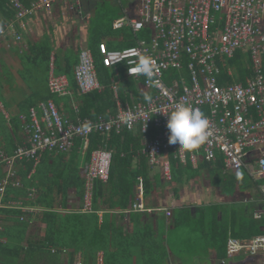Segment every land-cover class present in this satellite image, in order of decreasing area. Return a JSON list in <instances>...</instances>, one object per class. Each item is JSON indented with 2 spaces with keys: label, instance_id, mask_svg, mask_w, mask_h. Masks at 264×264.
Listing matches in <instances>:
<instances>
[{
  "label": "built area",
  "instance_id": "2783aa9c",
  "mask_svg": "<svg viewBox=\"0 0 264 264\" xmlns=\"http://www.w3.org/2000/svg\"><path fill=\"white\" fill-rule=\"evenodd\" d=\"M9 1L15 10L19 27L23 28L25 17L41 9L50 13L54 0H31L29 6L20 0ZM74 1L80 6L81 0ZM133 1L137 6L135 13L114 19L112 29L128 26L137 33L149 28L150 40L139 39L136 45L122 49H109L102 41L98 43L97 52L103 66H123L125 76L142 79V85L152 93L151 101L117 102L114 114L96 119L77 118L75 123L62 116L50 99L39 102L27 115L20 114L26 134L25 143L17 146L9 156L0 150V164L4 165V177L0 180V207L6 187L9 184L20 185L16 179L15 165L30 160L34 170L40 153H67L76 138L82 139L85 147L92 133L108 137L110 132L119 134L124 129L139 130L145 139L140 152L147 164H162L164 177L170 179V162L161 161L163 153H172L181 162L186 156L178 145H169L167 140L169 132L165 112L177 102L198 108L208 120V138L190 152L191 163H198V151H201L202 159L210 163L216 162L217 153H220L225 171L245 169L257 182L264 203V0ZM13 23H0V40L7 48L21 39ZM236 50L249 53L253 73L246 76L243 82L219 84L218 78L222 71L217 60L232 57ZM141 56H147L152 61V84L136 72V64ZM94 60L90 49L80 51L74 75L83 94L103 88L97 77ZM231 73L228 69L227 75ZM69 85L67 75L55 73L51 56L47 77L50 93L62 97L71 95ZM110 87L116 97L117 83H112ZM74 108L77 110L76 106ZM3 113L7 117V113ZM150 130L155 133L153 138H148ZM111 159V150L98 148L91 152L89 161L82 168L83 211H92L93 183L97 179L107 181ZM137 181L140 196L143 191L141 179L138 177ZM28 196L34 197V189ZM13 207L25 212L34 210L21 201L13 202ZM144 210L139 198L128 209ZM166 214L169 215L170 211L166 210ZM262 216L264 208L256 209L253 213L255 219H261ZM226 252L228 257L241 253L264 255V234L249 239L230 237L226 241ZM74 264L82 263L76 261Z\"/></svg>",
  "mask_w": 264,
  "mask_h": 264
},
{
  "label": "trees",
  "instance_id": "16d2710c",
  "mask_svg": "<svg viewBox=\"0 0 264 264\" xmlns=\"http://www.w3.org/2000/svg\"><path fill=\"white\" fill-rule=\"evenodd\" d=\"M10 19L14 20V28L16 26L18 28L19 21L15 19V10L12 4L9 0H0V23L11 22ZM95 29L98 31L96 36L101 38L96 40L95 47L91 51L95 59L97 77L103 88L83 94L77 85L72 66L68 64V69L62 71L69 79V90L76 100L77 111H74L69 102L60 105L57 95L50 94L48 90V62L51 50L49 45L39 43L31 45L32 57L20 56L23 68L18 73L23 82L30 81L28 84L30 93L17 103V112L14 114H10L4 108L1 89L2 83L6 82L9 73H7L3 62H0L2 63L0 104L8 112L6 117L0 109V150L6 155H12L16 147L23 145L26 140L24 123L20 120L19 115H27L28 111L36 107L40 101L53 98L58 112L61 115L62 112L68 114L70 116L68 119L75 123L77 118L108 117L117 111V98L122 104L132 103L130 93L134 91L136 94H140L133 83L139 81L143 84L142 79L135 80L125 76L123 66L119 72L116 67L103 66L99 60L97 46L103 41L109 49L131 47L136 45L139 39L149 41L151 30L143 28L137 33L132 32L131 28L113 30L112 22L109 26H95ZM106 37H110L109 40L106 41ZM27 63L31 64L30 68H27ZM217 65L222 71L218 78L219 84L243 82L246 76L253 73L249 53L242 50H236L230 58L217 60ZM228 69L231 70V75H227ZM55 71L57 74L60 73L58 67ZM121 73L124 77L121 76ZM112 83H117V97L110 87ZM145 94L151 96L149 90ZM139 101L146 100L142 97ZM154 135V131L150 130L148 138H153ZM144 143L145 139L136 129L133 131L124 129L119 134L110 132L108 137L92 133L85 147L82 139L76 138L72 148L67 153L56 151L40 153L39 162L34 170L33 162L30 160H23L18 163L19 165H15L16 179L19 180L20 185L12 186L9 184L1 197L2 202L4 205H8L12 202L21 201L22 204L31 206L34 210L25 212L9 207L0 209V219L6 223V225L3 223L2 230H0V264H74L76 254H80L82 257V262L80 261L82 264H92L97 251H102V264H119L117 256L107 246L110 237L109 225L104 219V214L102 218H99L98 212L102 210L112 214V212L129 209L136 199L133 188L138 183V177L142 179V190L144 193H148L147 174L149 167L145 156L140 152ZM98 148H106L112 151L109 175L106 182L98 179L94 181L91 199L92 211L85 212L82 210L84 181L82 174H80L79 161L83 152L84 160L88 162L91 152ZM169 158L172 164H176L178 167L182 165L181 161L172 153H169ZM203 161V165H211L210 162L204 159ZM3 166L0 164V180L4 177ZM216 166L223 167V157L220 153H217ZM170 172L173 179L175 174L171 169ZM31 189H34L33 198L28 196ZM69 189L74 190V195L79 200V207L75 210L70 209L68 203L67 192ZM58 196L60 197L59 202ZM259 208H264V203L258 205L256 209ZM189 221V218L184 216L176 222V225L189 226ZM248 221L247 224H244L248 231L243 232L238 227L233 229V237L249 239L258 234H264V216L261 219L253 218ZM32 222L44 224L39 235H28L27 230ZM193 226L198 227L199 225L193 224ZM224 231L227 230L224 229ZM112 239L113 236L111 235ZM226 240L227 237L224 235L214 244L216 258L220 262L227 257ZM110 245L113 246V243ZM140 246H142L141 250L145 257L144 264L162 263L151 260L154 259L151 251L148 257L146 249L144 250L146 246ZM159 260H164V257H160Z\"/></svg>",
  "mask_w": 264,
  "mask_h": 264
},
{
  "label": "crops",
  "instance_id": "0c3cea01",
  "mask_svg": "<svg viewBox=\"0 0 264 264\" xmlns=\"http://www.w3.org/2000/svg\"><path fill=\"white\" fill-rule=\"evenodd\" d=\"M30 1L21 0V3L29 6ZM101 1L119 5L115 19L124 15H133L137 9L133 0H128L125 7L120 0H81L80 6L76 5L74 0L68 2L54 0L50 13L43 9L36 11L23 19L25 23L23 28H16L17 26L14 28L15 32L21 36L20 41L14 42L7 48L3 40H0V62H3L9 73L6 82L2 83V96L6 99L16 97L20 102L30 93V89L24 85L18 71L23 68L20 56L32 57L31 45L37 43L49 45L51 48L49 59L53 56L54 71L58 67L59 74H64L62 71L68 69V64L75 70L80 51L85 48L93 49L96 40L101 38L96 36L98 31L90 27L92 19H96L97 5ZM15 24H17L16 21ZM109 38L106 37L105 40ZM116 68L119 72L122 66H116ZM0 70H2V63H0ZM134 82L140 94L131 92L130 100L132 101H135V98L144 97L147 92L141 82ZM4 87L10 91L11 96L2 91ZM134 93L135 98H133ZM56 97L60 105L69 102L74 111H77L74 107L78 106L72 93L68 97ZM50 100L54 102L53 98ZM117 102L122 104L118 98ZM17 103L10 102L11 110L9 111L16 113ZM1 108V111L8 115L2 105ZM62 116L70 117L64 112ZM190 152L185 153V159L181 162L182 165H179L180 167L172 164L169 152L161 156V161L170 162V169L175 174L173 179L171 174L170 179L164 177L162 164L148 165V193L142 191L138 196V183L133 188L135 198L140 199L144 211L125 209L112 214L102 210L98 212L99 218H102L104 214V219L109 225L110 237L107 246L117 256L119 264H144L145 257L140 245L148 247H144L148 257L151 251L154 257L151 260L162 262L161 264H225V260L230 257L227 256L221 262L217 260L215 241L224 235L227 239L233 237L232 231L238 227L243 232L248 231L244 224L254 218V211L263 203L256 186L257 182H254L245 169L225 171L223 167H217L216 162L210 163V166L203 165L201 151L197 154L198 163L193 165L189 157ZM250 153L254 154V152ZM79 163L80 174H82V168L87 163L83 152ZM67 194L70 209H77L79 200L74 195V190L69 189ZM59 200L58 196V202ZM166 210L170 211L169 215L166 214ZM184 216L189 218V226L176 225V222ZM193 224L199 226L195 227ZM111 243L113 246L110 245ZM241 254L250 257L251 264H264L263 254L254 256ZM102 257V251H97L92 264H102ZM160 257H164V260H159ZM76 261L82 262L80 254L75 255L74 262Z\"/></svg>",
  "mask_w": 264,
  "mask_h": 264
},
{
  "label": "clouds",
  "instance_id": "9594fccd",
  "mask_svg": "<svg viewBox=\"0 0 264 264\" xmlns=\"http://www.w3.org/2000/svg\"><path fill=\"white\" fill-rule=\"evenodd\" d=\"M136 72L146 77L150 84L153 83L154 72L152 61L149 57L141 56L139 58L136 64ZM144 99L150 102L152 98L150 95L145 94ZM165 114L166 128L169 132L167 138L169 145H178V148L182 151L189 152L206 142L208 138V120L201 110L185 103L177 102ZM4 207L14 208L13 202L8 205H4L2 202L0 209ZM2 225L3 222L0 219V230H2Z\"/></svg>",
  "mask_w": 264,
  "mask_h": 264
},
{
  "label": "rangeland",
  "instance_id": "374dc122",
  "mask_svg": "<svg viewBox=\"0 0 264 264\" xmlns=\"http://www.w3.org/2000/svg\"><path fill=\"white\" fill-rule=\"evenodd\" d=\"M120 3H122V5L125 7L127 6L128 0H120ZM118 10H119V5L115 4L112 5L110 2L107 1H101L98 3L97 5V13H96V19H92V23L90 25L92 30H95V26L99 27V26H109L111 25V22H113L112 20L115 19V16L118 15ZM78 33V32H77ZM31 64L27 63V68H30ZM122 74V73H121ZM38 76V75H35ZM123 76V74L121 75ZM30 81L27 82H23L24 85L26 87H28ZM133 86L136 87L137 85L135 83H133ZM5 92V94H7L8 96H11L10 91H7V88L4 87V89L2 90ZM136 97V94H133V98ZM135 101L133 102H137L139 101L138 98L134 99ZM10 102L13 103H17V99L16 97H14L13 99L9 98L6 99L5 97H3V104H4V108L10 113V114H14L13 112L9 111L11 110L9 107ZM0 109L1 106H0ZM27 199V198H26ZM44 227V224L39 223V222H32L27 230L28 235L30 236H36L40 234V230L41 228ZM249 258L247 256H243L242 254L240 255H235L233 257L227 258L225 260V264H251L249 262ZM190 264V263H189Z\"/></svg>",
  "mask_w": 264,
  "mask_h": 264
}]
</instances>
